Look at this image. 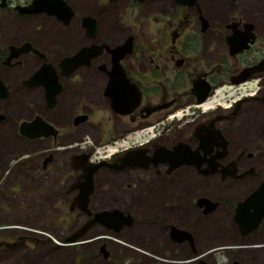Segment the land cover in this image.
<instances>
[{
  "label": "flooded vegetation",
  "instance_id": "1",
  "mask_svg": "<svg viewBox=\"0 0 264 264\" xmlns=\"http://www.w3.org/2000/svg\"><path fill=\"white\" fill-rule=\"evenodd\" d=\"M33 1L15 0L14 3V0H0V81L4 85L0 88V129L14 123L17 134L23 140L47 142L45 148L51 152L41 155L38 162L42 176L37 178L33 175L38 179V185L44 183L45 177L52 185V174L55 173L59 174L55 183L60 182L71 171L69 176L72 180L66 191L65 208L61 211V215L65 213L72 219L70 231L74 232L71 236L103 210L119 208L125 216L129 215L133 223L125 224L124 228L133 229L140 222L133 209L115 202L109 203L106 198L100 199L98 175L149 173L154 177L153 181L165 189L178 182L183 183L182 179H175L183 170L194 169L200 178L218 174L222 182L247 179L250 175L259 177L262 170L254 163L249 168L242 166L246 157L259 161L264 156V31L259 25L262 14L259 13L258 0H129L143 22L137 26L139 29L132 28L123 40L116 43L102 38V26L108 15L114 12V5L122 0H108L105 6H101L99 0H94L95 10L80 15V31L84 39L75 52L71 48L72 24L79 16L78 2L62 0L70 7V15L62 2L64 13L58 14L55 8L46 5L31 8ZM86 15H92L96 20L94 38L86 32L83 21ZM234 34L240 38L250 37L248 46L233 52ZM34 35L39 36L40 40ZM130 35L133 36V47L121 59V64L126 78L140 89L141 98L136 106L125 104L129 109L126 108L127 112L123 113L115 109L106 89L111 86L115 92L118 87L133 88L128 83L118 82L119 76L125 77L114 71L110 52L104 49L93 56L89 63H83L70 73L64 70L61 62L76 54L82 46L108 43L115 47L123 44ZM45 64L54 66L58 76V87L54 86L52 92L57 88L59 91L52 98L47 95L45 84H37L32 79ZM248 67L252 68L251 74L243 79L244 70ZM237 79L240 81H235ZM236 91L238 94L235 95ZM11 107L18 109L10 111ZM38 117L58 133L33 137L32 134L40 133V127L29 128L31 132L22 128L24 122H32ZM88 127L97 133L96 136L88 133L93 143L89 151L81 150L79 143L83 138L62 141L66 134L72 135L70 129L78 132ZM255 128L260 138L248 149V145L239 143V135L244 129L249 131ZM1 130L0 136H5ZM143 134L148 137L143 138ZM140 137L143 139L139 140ZM207 137V143H202L203 138ZM76 144L78 147L73 148ZM111 145L121 146L117 150ZM132 148L137 151L129 152ZM63 149L64 153H58ZM98 149H103L104 154L95 157ZM86 154H89L87 160ZM121 156L136 163L117 168L121 160L116 162V159ZM97 162L104 163L95 173L96 187L85 205L80 198L85 181L82 166ZM232 164L238 168L235 174H245L239 177L231 175ZM215 165L218 169L216 173L205 172L207 166ZM259 179L258 185L250 192L225 201L234 226L245 239L254 231L264 236V216L257 227L246 234L241 233L235 219L239 202L264 184V177ZM169 194L163 193L165 196L160 201V213L167 218L164 221L172 220L174 212L182 207L177 192H171L172 195L168 197ZM201 197L209 198L208 195H201L198 199ZM198 199H194V204L205 216L210 215L213 210L206 211V205H199ZM215 202L216 209L222 205L221 199ZM252 204L253 208H249L251 212L259 208V199L253 200ZM185 214L189 215V212L186 210ZM79 221L81 223L77 225ZM151 222L156 221L153 219ZM100 227L108 233L112 230L123 231L122 228L118 231L110 229L102 221H97L77 241L95 236ZM172 227L187 228L171 221L165 226L172 241L182 246L185 243L189 245V239L177 241L173 238ZM195 228L198 227L195 225ZM190 232L194 241L190 244L194 252V262L191 264H202V260L210 264H223L218 262V252L225 254L228 260L226 249L238 246L223 243L200 250L198 240L193 231ZM31 237L25 232L0 230V250H5V253L14 250ZM35 240L38 244L44 242L39 237ZM101 241L100 252L103 256L113 264L118 263L114 261L107 239L102 238ZM66 242L68 246L73 243ZM87 242L90 246L91 242ZM249 246L262 247L264 241ZM128 249L124 247L121 252L128 254ZM234 254L231 264L234 261L244 264L239 258L240 254Z\"/></svg>",
  "mask_w": 264,
  "mask_h": 264
},
{
  "label": "rangeland",
  "instance_id": "2",
  "mask_svg": "<svg viewBox=\"0 0 264 264\" xmlns=\"http://www.w3.org/2000/svg\"><path fill=\"white\" fill-rule=\"evenodd\" d=\"M74 1L78 2L79 16L72 24L71 48L74 50L73 52L80 48L81 41L84 39L80 31V15L95 10L94 0ZM99 1L101 6L109 3L108 0ZM257 2L259 3V13L262 14L259 25L264 31V0ZM113 8L114 12L108 15L106 23L102 26V38L116 43L123 40L132 28L139 29L137 26L143 20L139 18V15L137 16L138 11L131 7L129 0H122ZM34 37H38L40 40L39 36L34 35ZM254 85L252 84V86ZM236 94H238L237 91ZM17 109L11 107L10 111ZM2 128V130L0 129L1 133L5 136H0V230H16L17 233L25 232L32 237L14 250H9L6 253L5 250H0V264H113L100 252L102 238L107 239L110 244L114 261L118 262L116 264L193 263L194 252L190 247L191 242L189 245L185 243L182 246L169 238L165 226L170 221L193 231L200 250H207L210 246H218L223 243L226 245L237 244L238 246L226 249L229 255L228 260H226L225 254L221 251L218 252L217 257L220 263L231 264V259L234 258V252H236V255L240 254L239 258L244 264H264V246L254 248L249 246L263 242L264 236L254 231L248 239H245L239 229L234 226L232 215L227 210L225 203L231 197H239L258 185L259 178L264 177V156L260 157L259 161L246 157L242 163V166L248 168L251 163H254L262 170L259 177L250 175L247 179L222 182L218 174L200 178L194 169L187 172L183 170L180 171L178 177L175 176L176 181L182 179L183 183L178 182L169 189L155 183L154 177L149 173L98 175L97 186L101 189L98 192L100 199L106 198L109 203L115 202L124 208L133 209L140 222L133 229L123 227L121 232L112 230L108 233L100 227L97 228L98 234L95 236L73 242L68 246L66 241L74 232L70 231L72 219L65 213L61 215V211L65 208L68 195L66 191L72 180V177L69 176L71 171L60 182L55 183L59 175L55 173L52 174V185L49 183L48 177L44 178V183L38 185L37 178L42 176V170H39L38 164L39 157L44 153L51 152L45 148L47 142L34 143L23 140L17 134L14 123L13 126ZM90 128L78 132L76 129H70L72 135L66 134L62 141L69 142L83 138V141L79 143L81 150L89 151L93 146L89 134L97 135ZM145 137L148 135L143 136V138ZM143 138L140 137L139 140ZM259 138L260 133L257 128L249 131L244 129L239 135V143L248 145L249 149L250 145L255 144ZM77 147L78 144L73 146V148ZM20 151L21 153H19ZM61 151L58 153H64V149ZM101 154H104L103 149H98L95 157H99ZM19 155H21L20 158ZM61 156L63 155H59V157ZM68 169L69 167L66 171ZM33 175H36L37 178H34ZM187 186L189 188H186ZM174 191L179 195L182 207L174 212L172 220L164 221L167 218H164L160 213V201L165 196L163 193L170 192L169 197ZM201 195H208L209 199L213 201L221 199L222 205L213 209L210 215L205 216L201 209L194 204V199H198ZM186 210L189 215L185 214ZM153 219L156 222H151ZM80 223L81 221L77 222V225ZM195 225L198 227L197 229ZM31 229H36L39 232H34ZM36 237L44 239V242L38 244L35 240ZM87 240L91 242L90 246ZM118 240L127 243V245L121 244ZM244 240L251 241V243L248 244ZM124 247L129 248L128 254L121 252ZM234 247L237 248L231 249Z\"/></svg>",
  "mask_w": 264,
  "mask_h": 264
},
{
  "label": "water",
  "instance_id": "3",
  "mask_svg": "<svg viewBox=\"0 0 264 264\" xmlns=\"http://www.w3.org/2000/svg\"><path fill=\"white\" fill-rule=\"evenodd\" d=\"M69 9V13L71 15V10L70 7L67 6L62 0H53V2H50V0H34L31 4V8H38V6H50L52 8H55L58 14L64 13V5ZM69 15V16H70ZM63 17V16H62ZM83 21L84 25L87 29L86 32H88V35L90 37H95L96 35V20L94 17L91 15H86L83 16ZM237 34H234V38L232 39V50L233 52H236L242 48H245L248 46V41L250 40V37L245 36L243 38L236 37ZM231 40V39H230ZM133 47V36L130 35L127 37L126 41L123 44H118L115 47L111 46L108 43L104 44H96L93 43L90 46H82V48L73 56H69L66 59H64L61 63L65 71L67 73H70L71 71L77 69L83 63H89V61L93 58V56H96L104 51L106 49L108 52H110L113 55V61H114V71L119 74H124L123 78L122 76H119L118 82H125L130 85L133 90L130 88L125 89L123 87H118L116 91L114 92L113 89H111V86L106 89V93L109 94L112 97V102L117 111H121L123 113L127 112L126 108L129 109L125 104H130L132 103V106L138 105L140 103V98H141V91L140 89L137 88L135 84L132 85L131 81L129 78H126L125 75V69L121 64V59L128 54L132 50ZM252 68H247L244 70V78H247L248 75H250ZM51 73V74H50ZM33 80H36L37 84H45L47 88V95L52 98L55 97V95L58 93L59 88L54 90L52 92V89L54 86L58 87V76L55 72L54 66L51 64H45L43 69L40 70L38 73L32 76ZM235 81H240L239 79ZM114 82V81H112ZM0 88L2 89L4 87L3 83L0 81ZM113 91V92H112ZM34 126H38L41 128L40 133L38 132L37 134H32L31 136L36 137V135L39 136H49L51 134H57L58 131L56 129H51L52 127L48 124L45 123L41 118H36L32 122H24L22 124V128H24L27 132H31L28 129L33 128ZM54 128V127H53ZM208 137L205 139L203 138L202 143H207ZM208 145V144H207ZM137 151L136 148H132L129 152L132 151ZM135 151V152H136ZM89 157V154H86V160ZM121 160V164L117 166V168L121 167H127V166H133L136 162L128 160L125 156H121L120 158L116 159L117 161ZM104 163V162H103ZM102 162H97V164L90 165L89 163H85L82 166V169L84 171V185L82 187V192L80 195V198L84 200L85 205L88 203V198L90 194L93 192V188L95 190V173L97 170L100 168V166L103 164ZM232 174L235 177L242 176L244 174H235L238 171V168H235V164H232ZM205 172L209 174L216 173L217 165L215 166H207L205 168ZM264 183V182H263ZM256 198L259 199L260 204H258L259 208H255L253 212L249 211V208H253L252 201L255 200ZM83 203V204H84ZM197 203L201 206H205V210H213L217 206V202L209 199L208 197H201L197 200ZM252 204V205H250ZM235 219L239 223V226L241 227V233L246 234L251 232L254 228L257 227L260 219L264 216V184H262L261 187L255 189L252 191V193L244 200L240 201L237 208H236V214H235ZM130 216H125L124 212L119 209H111V210H103L99 211L96 213L95 219L88 221L81 229L78 231L75 235L71 236L68 238L67 241L71 242H76L78 239H80L89 229L92 225H94L97 221H102L105 223L110 229L114 230H120L123 228L125 224L131 225L133 223V220L129 218ZM172 236L174 239L177 241H183L185 239H189L193 244V238L191 235V232L187 229H179L177 227H172ZM202 264H210L207 263L206 261L202 260ZM233 264H241L238 261H234Z\"/></svg>",
  "mask_w": 264,
  "mask_h": 264
}]
</instances>
